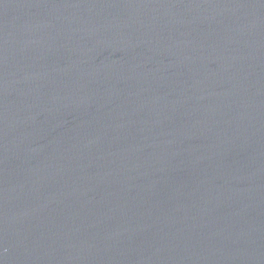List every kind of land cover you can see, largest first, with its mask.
Wrapping results in <instances>:
<instances>
[{
	"label": "water",
	"instance_id": "water-1",
	"mask_svg": "<svg viewBox=\"0 0 264 264\" xmlns=\"http://www.w3.org/2000/svg\"><path fill=\"white\" fill-rule=\"evenodd\" d=\"M0 264H264V0H0Z\"/></svg>",
	"mask_w": 264,
	"mask_h": 264
}]
</instances>
